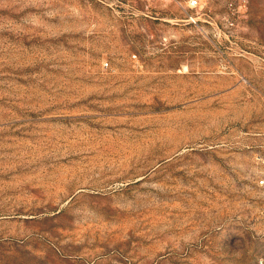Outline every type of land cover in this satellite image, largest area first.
<instances>
[{
  "label": "rangeland",
  "instance_id": "374dc122",
  "mask_svg": "<svg viewBox=\"0 0 264 264\" xmlns=\"http://www.w3.org/2000/svg\"><path fill=\"white\" fill-rule=\"evenodd\" d=\"M0 0V264L264 260V0Z\"/></svg>",
  "mask_w": 264,
  "mask_h": 264
},
{
  "label": "built area",
  "instance_id": "2783aa9c",
  "mask_svg": "<svg viewBox=\"0 0 264 264\" xmlns=\"http://www.w3.org/2000/svg\"><path fill=\"white\" fill-rule=\"evenodd\" d=\"M227 1H228L229 3H231V4H234L235 2H240L242 5H245V4H246V0H227ZM190 2H191V5H192V6H196V5L199 4V1H198V0H191ZM260 184H261V185H264V178H262V179L260 180ZM259 264H264V260L261 259L260 262H259Z\"/></svg>",
  "mask_w": 264,
  "mask_h": 264
}]
</instances>
